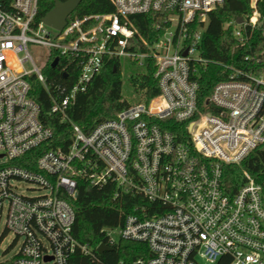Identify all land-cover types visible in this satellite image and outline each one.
I'll use <instances>...</instances> for the list:
<instances>
[{"label":"built area","instance_id":"1","mask_svg":"<svg viewBox=\"0 0 264 264\" xmlns=\"http://www.w3.org/2000/svg\"><path fill=\"white\" fill-rule=\"evenodd\" d=\"M112 1L115 12L68 18L60 31L37 19L39 0H0V155L12 161L0 166V245L12 233L2 254L19 246L0 264H108L99 246L109 253L121 242L141 244L134 249L140 256L109 264H264V186L245 172L231 192L224 176L226 165L241 164L264 143V74L235 69L214 86L204 112L193 78L206 62L200 46L210 12L225 0ZM251 7L243 23L226 25L241 42L258 22L257 0ZM149 13L164 25L150 51H138L130 16ZM35 46L47 49L45 62L53 51L76 62L72 86L49 80ZM112 58L141 65L154 59L160 92L85 132L68 110ZM31 76L50 95L52 113L74 129L69 147L44 150L35 168L24 156L52 140L54 130L29 96ZM168 119L186 129L171 131ZM80 177L100 188L111 184L115 197L154 204H137L122 225L104 228L107 242L96 249L80 244L70 203ZM21 181L36 194L20 192Z\"/></svg>","mask_w":264,"mask_h":264},{"label":"trees","instance_id":"2","mask_svg":"<svg viewBox=\"0 0 264 264\" xmlns=\"http://www.w3.org/2000/svg\"><path fill=\"white\" fill-rule=\"evenodd\" d=\"M56 1L39 0L37 19H43L53 9ZM257 9L258 22L255 27L244 30L245 41L243 42L235 36L233 26L226 27V25L239 18L247 19L253 12L251 0H225L223 5L210 12L200 46L201 56L206 62L197 64L196 73L193 76L199 83L198 102L202 112L211 109L207 102L214 86L229 79L235 69L256 75L264 74V0H257ZM113 12H115V5L112 0H83L70 15L69 20ZM158 15V13H149L130 16L132 28L136 34L135 41L140 44L138 51H150V45L158 38L161 30L157 26L164 25V21L158 20ZM143 41H147L148 45H144ZM57 56H60V62L54 68L52 62ZM143 68L142 72L129 76L128 89L131 92L129 96L125 94L126 83L123 81L120 60L117 58L107 60L105 67L94 77L87 90L78 93L70 106L68 113L71 120L83 131L89 132L99 123L116 118L121 111L134 104L149 103L160 92L158 79L155 77L154 59H146ZM64 70L68 74L66 78L63 77ZM43 71L50 81L72 86L80 69L76 62L67 63L63 56L53 51ZM28 80L31 85L29 96L41 107L40 120L54 130L52 140L24 156V159L29 160L26 166L35 168L36 160L44 150L67 149L72 143L74 129L71 123L61 121L58 114L52 113L51 97L41 82L35 76L29 77ZM135 99H137L136 102H134ZM164 121L172 123L166 127L173 132H178L182 127L186 129L184 124L180 125L170 119ZM245 172L264 186V143L253 150L241 164L225 166L224 176L231 192L245 181ZM114 191L111 184L100 188L91 185L82 177L78 179V194L75 199H70V203L76 215L73 235L80 244L96 249L100 243L107 242L104 228L122 225L125 215L137 204L148 208L154 204L138 196L115 197ZM140 245L134 242H121L119 247H114L111 252L103 254L101 258L108 264L126 258L127 255L136 258L140 256V253L134 249ZM127 248L133 250L129 252Z\"/></svg>","mask_w":264,"mask_h":264},{"label":"rangeland","instance_id":"3","mask_svg":"<svg viewBox=\"0 0 264 264\" xmlns=\"http://www.w3.org/2000/svg\"><path fill=\"white\" fill-rule=\"evenodd\" d=\"M32 54L36 60V62L38 63V65L40 67H44L45 65V58L48 54V51L46 48L41 47V46H35L31 48ZM121 62V69H122V75H123V81L126 83L125 84V94H128L129 96H131V92L129 91V87H128V78L131 74L133 73H137V72H142L143 71V65L138 64L136 62H133L130 58H121L120 60ZM28 68H31V66H28ZM137 99H135L134 102H136ZM12 163V161H10L9 158L7 157H0V166L1 165H6V164H10ZM18 187H19V191L22 192L25 195H34L36 194L34 191H32L30 189L31 185L30 183L26 182V181H21L18 182ZM14 239L13 234H9L5 240L1 243L0 245V259L3 260H7L10 259L15 252L18 249V245L14 248L11 249V251H9V253H7L6 255H3L2 252L4 250H6L7 248L10 247L12 241Z\"/></svg>","mask_w":264,"mask_h":264},{"label":"water","instance_id":"4","mask_svg":"<svg viewBox=\"0 0 264 264\" xmlns=\"http://www.w3.org/2000/svg\"><path fill=\"white\" fill-rule=\"evenodd\" d=\"M83 0H66L60 1L57 0L55 5L51 11H49L46 16L43 18V21L52 26L55 29L62 31L65 26L67 25V21L69 16L78 8ZM238 23H243L244 19L239 18L237 20ZM59 64V57H56L52 62V66L55 68ZM68 76L67 73H63V77L66 78ZM3 155H0L2 157ZM110 248L105 244H102L98 248V252L100 254H104L105 252L109 251Z\"/></svg>","mask_w":264,"mask_h":264}]
</instances>
